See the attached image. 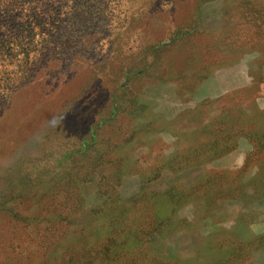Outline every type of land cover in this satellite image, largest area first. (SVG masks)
<instances>
[{
    "label": "rangeland",
    "instance_id": "1",
    "mask_svg": "<svg viewBox=\"0 0 264 264\" xmlns=\"http://www.w3.org/2000/svg\"><path fill=\"white\" fill-rule=\"evenodd\" d=\"M10 1L0 264H264V0Z\"/></svg>",
    "mask_w": 264,
    "mask_h": 264
},
{
    "label": "trees",
    "instance_id": "2",
    "mask_svg": "<svg viewBox=\"0 0 264 264\" xmlns=\"http://www.w3.org/2000/svg\"><path fill=\"white\" fill-rule=\"evenodd\" d=\"M15 6L12 5L10 0H3V3H1L0 0V9L3 11L4 14V20L0 21V52L3 50L2 48L4 45H9L11 39V36L9 35V26L12 25V21L10 13L12 14ZM6 19V20H5ZM1 54V53H0Z\"/></svg>",
    "mask_w": 264,
    "mask_h": 264
}]
</instances>
